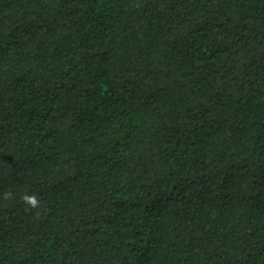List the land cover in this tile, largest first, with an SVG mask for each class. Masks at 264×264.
<instances>
[{
  "label": "trees",
  "instance_id": "16d2710c",
  "mask_svg": "<svg viewBox=\"0 0 264 264\" xmlns=\"http://www.w3.org/2000/svg\"><path fill=\"white\" fill-rule=\"evenodd\" d=\"M0 264H264V0H0Z\"/></svg>",
  "mask_w": 264,
  "mask_h": 264
},
{
  "label": "clouds",
  "instance_id": "9594fccd",
  "mask_svg": "<svg viewBox=\"0 0 264 264\" xmlns=\"http://www.w3.org/2000/svg\"><path fill=\"white\" fill-rule=\"evenodd\" d=\"M21 199L28 208H39L40 202L35 195H24Z\"/></svg>",
  "mask_w": 264,
  "mask_h": 264
}]
</instances>
